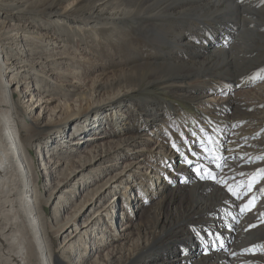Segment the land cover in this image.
<instances>
[{
	"label": "bare ground",
	"instance_id": "bare-ground-1",
	"mask_svg": "<svg viewBox=\"0 0 264 264\" xmlns=\"http://www.w3.org/2000/svg\"><path fill=\"white\" fill-rule=\"evenodd\" d=\"M62 1L37 0L28 5L29 0H0V8L17 11V15L10 12L7 16L13 21L24 18L37 27L63 26L64 32L80 39L96 35L102 28L110 33L137 28L147 38L157 33L165 41L154 50H138L127 68L115 72L112 78L103 82L93 80L88 91L73 93L75 105L66 102L61 106L59 119L52 126L37 128L40 136L49 137L54 128V134L60 133L59 143H67L62 133L73 126L71 144L78 147L105 134L115 140L116 146L132 145L166 119H174L180 132L169 144V155L159 156L160 163L152 169L153 174L138 173V184L133 179L136 173L132 172L123 175L125 179L112 176L96 189L93 187L98 182L94 179L96 183L86 184L87 197L67 220L60 217L57 202L54 215L58 226L52 225L54 234L74 225L75 235L67 241L62 254L56 255L45 221L46 205L54 203L79 173L85 178L87 169L91 170V164L102 154L96 150L86 158L81 156L80 171L73 169L71 162V172L64 176L66 183L61 185L60 180L48 198L39 190L29 148L37 139L23 137L22 127L26 123L24 117H18L13 92L18 82L11 85L4 78L8 68L5 45L14 42V35L1 34L0 27V264H66L71 250L78 262L85 264V256L93 249L98 252L114 235L115 225L106 217L118 204H109L103 209L106 212L94 210L96 220L90 215L80 226L77 216L85 207L94 208L103 193H111L120 183L125 184V191L120 193L126 209L136 206L144 213L136 226L130 212L123 213L125 226L130 224L137 229L144 242L119 258L114 256L108 264H264V237L237 246L240 234L254 228L264 231V191L258 190L264 189V179L258 174L264 161L256 159L264 154V141H257L264 132V115L251 120L247 117L251 107L257 113L259 107L237 101L233 96L222 105L212 104L211 113L196 107L215 91H230L238 79L239 64L252 51L232 48L239 36L233 41L231 25L220 21L231 18L235 12L231 0H80L83 9L76 6L64 11L57 7ZM15 30V35L38 38L30 29L20 26ZM36 49L32 46L33 55ZM13 52L7 53V61H25ZM262 77L264 73L258 79ZM244 80L248 83L250 77ZM36 82L42 80L36 78ZM236 110L240 117L237 119L233 115ZM91 116L93 121H89ZM106 122L109 131L104 129ZM255 125L259 127L253 128ZM153 156L156 155L150 157ZM160 166H165L164 171ZM134 189L141 192L140 196L134 194ZM253 199L254 206L245 211Z\"/></svg>",
	"mask_w": 264,
	"mask_h": 264
},
{
	"label": "rangeland",
	"instance_id": "rangeland-1",
	"mask_svg": "<svg viewBox=\"0 0 264 264\" xmlns=\"http://www.w3.org/2000/svg\"><path fill=\"white\" fill-rule=\"evenodd\" d=\"M35 1L37 0H29L28 5H33ZM231 2L234 4L235 12L230 16L231 18L228 17L220 21H226V23L231 25L233 41L239 36L237 37L236 45L233 44L232 48H252V51L246 53L245 62L239 64L236 72L238 79L234 81L232 89L230 91L228 89L215 91L213 95L205 97L201 103L196 104V107L203 113H211L212 104L222 105L228 101V97L233 96L237 101L259 107L258 113L252 110L251 107L249 113L251 115H247V117L252 120L255 117L264 115V78L258 79L264 73V0H231ZM76 6L77 8H82L80 0H63L57 7L64 11ZM10 12H14L17 15V11H8L0 8V27H3L1 34L10 32L11 35H14V42L12 43L11 41L5 45V51L7 53L14 51L13 54H19L18 57L23 56L25 61L20 62L21 60H14V58L7 61V53H4L5 62L8 63L5 65L8 68L5 71L4 78L7 81L9 80L11 85L16 81L18 82V87L17 85L13 86V92L15 94L18 117H24L26 123V125L24 124L25 127H22L23 137L33 141L37 139L29 148L35 170L37 171L39 190L48 198L50 192L58 186L60 180L61 185L66 183L64 176L71 172V162L74 164L73 169L80 171L82 169L79 167L81 156L86 158L91 151L96 150L97 154H102L99 155V158H101L96 163L91 164L90 167L93 168L91 170L87 169L88 172L85 178L79 173L71 183L66 185L64 193L57 197L54 203L50 202L46 205L44 216L49 232L53 237V250L56 255H61L66 249L65 244L67 241L69 239L73 240L75 226L72 225L60 234H54L52 225L58 226L54 215V211L56 212L55 204L59 202V215L63 220H67L74 215L75 210L80 207L85 197H87L89 192L86 189L88 187L86 184L92 183L94 179L98 182L93 187V189H96L97 186L103 185L112 176L119 175L118 178L122 176L125 179L123 175H128L129 172H132L133 175L136 173L134 176L136 178L133 179L138 184V181H140L137 176L139 175L138 173L149 175L150 172L152 173V169L156 167L155 165L158 164L157 166H159V156L169 155V150L171 149L169 144L179 134L180 129L175 124L174 119H166L160 124L161 126L159 125L154 130L152 129L149 134H144L132 145L120 143L119 146H116L113 142L115 140L105 134L98 140L95 138L91 139L89 144L85 146L79 145L78 147L71 144L74 143L73 126L65 133H62L65 134L64 140L69 141L67 143H59L60 133L54 134V128L52 129L53 135L46 136V139L44 135L40 136L41 133L38 132L37 128L47 129V127L52 126L55 120L59 119L58 117L62 112L61 106L66 102L75 105L76 95L73 93L88 91L93 80L103 82L106 78H112L115 72L127 68L138 50L159 48V45L165 39L157 33L147 38L137 28L130 31L124 30L122 33H110L108 29L102 28L97 31L96 35L91 34V36L87 35L86 39H80V37L73 36V33L64 32L63 26L58 27L53 24L49 28L37 27L30 24V21L26 23L24 18L13 21L7 17ZM31 15L38 16L35 13ZM43 16L42 14L40 15L41 18ZM46 19L54 20L53 18ZM197 23L202 27L200 21ZM20 26L21 28L30 29L32 35H36L38 38L32 40L28 36H23L24 34L15 35V29ZM197 32L198 34L200 33L199 31ZM28 43L37 48L34 55L31 53L32 46ZM22 50H25V53H22ZM26 52L29 53L26 54ZM248 77H250V80L247 83L244 79ZM36 78H40L42 82L37 84ZM102 99L106 100L105 98ZM259 113L261 114L259 115ZM233 115L237 119L239 117L238 110ZM93 120L94 116H91L89 121ZM255 127L259 126L255 125L253 128ZM104 129L109 131L107 122ZM260 135L257 137V141L263 143L264 132ZM56 136L57 138H55ZM49 150L50 153L48 152ZM116 152L118 153L117 159L113 158ZM151 155L156 156L151 158ZM160 167L164 171L165 166ZM98 173L99 176H96ZM90 175L92 177L88 179ZM96 181L93 183H96ZM135 182L133 184L137 185ZM106 187L109 188L110 186L107 185ZM124 187L125 184L120 183L119 187L116 189L114 187L113 189L115 190L111 193L110 190L103 193L102 199L94 208L85 207L81 214L77 216L76 222L80 226L90 215L92 216L91 218H94V215H96L94 210H103L114 201L118 204V207L108 212L106 217L109 222L112 220L115 225L112 230L114 235L108 237V241L101 245V249L98 252L93 249L86 255L85 264H108L114 256L119 258L121 255L123 256L133 250L136 244L141 241L144 242L143 236L138 234L137 229L130 227V224L125 226L126 214L124 215L123 213L130 212L129 217L133 219L135 226L143 218L144 213L136 206L126 209V203L122 199V192L125 191ZM72 190L75 193L72 194ZM120 191L122 192L120 193ZM136 191V189L133 190L134 194L140 196L141 192L137 193ZM118 216L119 220L117 219ZM96 218L94 219L96 220ZM245 233L247 232L240 234L237 246L241 242H246V240L264 237V231L261 232L256 230V228L247 234ZM65 262L66 264H82V262H78L76 255L74 256L73 250H71L70 258H66Z\"/></svg>",
	"mask_w": 264,
	"mask_h": 264
},
{
	"label": "snow or ice",
	"instance_id": "snow-or-ice-1",
	"mask_svg": "<svg viewBox=\"0 0 264 264\" xmlns=\"http://www.w3.org/2000/svg\"><path fill=\"white\" fill-rule=\"evenodd\" d=\"M262 78H264V77H262ZM256 159H259V160L264 161V154H262V155L256 157ZM186 162H188V161H186ZM225 164H226V161H225ZM197 170L200 171L199 168H197ZM258 174L261 176L262 179H264V168L259 169V170H258ZM206 178H207V177H206ZM211 178L214 179V180L217 179L216 176H211ZM220 182H221V183H224V184L227 183V182L224 181V180H220ZM251 187H252V186L249 185V190H251ZM228 190H229L230 192H233L234 195H236V193L233 191L232 188H229ZM258 190H259V191H264V189H258ZM253 206H254V199H253V201H251L248 205L245 206V211H250L251 208H252ZM249 227H254V225H249ZM261 247L264 248V245H262Z\"/></svg>",
	"mask_w": 264,
	"mask_h": 264
}]
</instances>
